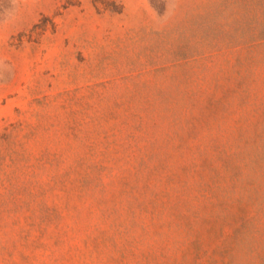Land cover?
<instances>
[{
    "label": "rangeland",
    "instance_id": "1",
    "mask_svg": "<svg viewBox=\"0 0 264 264\" xmlns=\"http://www.w3.org/2000/svg\"><path fill=\"white\" fill-rule=\"evenodd\" d=\"M0 264H264V0H0Z\"/></svg>",
    "mask_w": 264,
    "mask_h": 264
}]
</instances>
